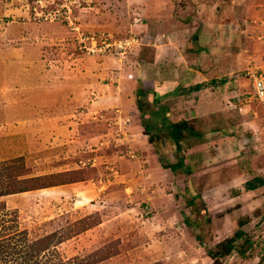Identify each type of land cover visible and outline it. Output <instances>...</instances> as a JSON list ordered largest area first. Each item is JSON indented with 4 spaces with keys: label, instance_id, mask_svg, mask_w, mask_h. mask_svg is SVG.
<instances>
[{
    "label": "rangeland",
    "instance_id": "rangeland-1",
    "mask_svg": "<svg viewBox=\"0 0 264 264\" xmlns=\"http://www.w3.org/2000/svg\"><path fill=\"white\" fill-rule=\"evenodd\" d=\"M259 70L264 0H0V264H264Z\"/></svg>",
    "mask_w": 264,
    "mask_h": 264
},
{
    "label": "trees",
    "instance_id": "trees-1",
    "mask_svg": "<svg viewBox=\"0 0 264 264\" xmlns=\"http://www.w3.org/2000/svg\"><path fill=\"white\" fill-rule=\"evenodd\" d=\"M201 85L200 84H196L191 88L192 90L194 89H199ZM189 88L185 89V91H188ZM157 91H159V89H156ZM141 92L140 90L137 91V95H139ZM159 95V93L154 92L153 97L151 98V100L156 103L158 101L157 96ZM139 100H138V106L140 108V111L143 113L144 111L142 110V105L139 104ZM157 112V111H156ZM159 116V115H158ZM145 126V133L148 136V140L150 143H152L153 147L156 149V147L154 146V135L156 134L157 136H160V134H164V136L169 139L170 141H172V144L175 146L177 153L179 152V148H180V141L184 138L185 134L188 133L189 135L191 134H198L195 129L193 128L192 125H190V123L183 119L177 122H173L171 123L169 126H165L161 125L162 127H157L156 128V132L154 131V134H150L148 133L149 130V125L144 123ZM153 135V136H152ZM155 154L159 155V152L157 151V149L155 150ZM162 167L169 169L172 172H175L178 168H180L181 166V161H177L175 163H163L162 162ZM264 184V179H262L261 177H254L252 180H249L245 183V188L248 190H254L256 189L259 185H263ZM24 190V189H23ZM20 190V191H23ZM195 192V191H194ZM2 194V193H1ZM0 194V195H1ZM195 194V193H194ZM242 235H244L243 231H237L234 234V237H231L229 239H226L225 241L219 243L222 244L221 247V251H210L208 250V253L211 257H213L215 259V262L217 263L218 260L216 258H218L219 256H221L222 251L226 252V251H231L232 249H234L236 247L235 244V240L236 238H240Z\"/></svg>",
    "mask_w": 264,
    "mask_h": 264
},
{
    "label": "built area",
    "instance_id": "built-area-1",
    "mask_svg": "<svg viewBox=\"0 0 264 264\" xmlns=\"http://www.w3.org/2000/svg\"><path fill=\"white\" fill-rule=\"evenodd\" d=\"M251 81L253 96L256 101L261 103L264 107V70L256 71V73L251 76Z\"/></svg>",
    "mask_w": 264,
    "mask_h": 264
},
{
    "label": "crops",
    "instance_id": "crops-1",
    "mask_svg": "<svg viewBox=\"0 0 264 264\" xmlns=\"http://www.w3.org/2000/svg\"><path fill=\"white\" fill-rule=\"evenodd\" d=\"M161 86H162V85H161ZM158 89L160 90V89H162V88H161V87H159ZM52 188H54V187H52Z\"/></svg>",
    "mask_w": 264,
    "mask_h": 264
},
{
    "label": "bare ground",
    "instance_id": "bare-ground-1",
    "mask_svg": "<svg viewBox=\"0 0 264 264\" xmlns=\"http://www.w3.org/2000/svg\"><path fill=\"white\" fill-rule=\"evenodd\" d=\"M50 190V189H49ZM51 193V192H50Z\"/></svg>",
    "mask_w": 264,
    "mask_h": 264
}]
</instances>
